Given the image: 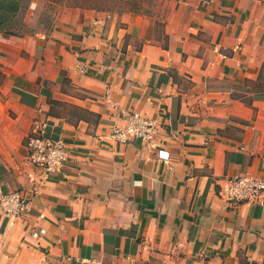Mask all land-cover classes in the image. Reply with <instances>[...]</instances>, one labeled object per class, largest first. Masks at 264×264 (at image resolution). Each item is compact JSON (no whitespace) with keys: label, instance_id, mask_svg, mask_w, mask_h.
Segmentation results:
<instances>
[{"label":"crops","instance_id":"obj_1","mask_svg":"<svg viewBox=\"0 0 264 264\" xmlns=\"http://www.w3.org/2000/svg\"><path fill=\"white\" fill-rule=\"evenodd\" d=\"M167 1L162 36L136 14L0 34V193L29 202L0 264H264V207L225 198L264 177V0ZM132 110L150 143L113 140ZM42 130L73 148L48 178L26 160Z\"/></svg>","mask_w":264,"mask_h":264},{"label":"built area","instance_id":"obj_2","mask_svg":"<svg viewBox=\"0 0 264 264\" xmlns=\"http://www.w3.org/2000/svg\"><path fill=\"white\" fill-rule=\"evenodd\" d=\"M155 132L156 127L152 120L132 110L126 114V124L114 128L112 138L121 144L135 139L150 143L155 138ZM25 146L28 164L40 170L45 178L64 168L73 149L65 138L48 136L43 130L34 131L27 138ZM159 156L168 157L163 151H160ZM227 180L225 198L228 202L264 207V177L243 173L233 175ZM28 210V198L21 188L0 193V222L21 216Z\"/></svg>","mask_w":264,"mask_h":264},{"label":"rangeland","instance_id":"obj_3","mask_svg":"<svg viewBox=\"0 0 264 264\" xmlns=\"http://www.w3.org/2000/svg\"><path fill=\"white\" fill-rule=\"evenodd\" d=\"M173 10L167 0H22L13 36L46 37L61 23L70 26L78 16L81 22L84 14L103 19L123 14L146 15L156 21L162 36L165 27L181 22L182 16Z\"/></svg>","mask_w":264,"mask_h":264},{"label":"trees","instance_id":"obj_4","mask_svg":"<svg viewBox=\"0 0 264 264\" xmlns=\"http://www.w3.org/2000/svg\"><path fill=\"white\" fill-rule=\"evenodd\" d=\"M22 0H0V32L13 35L17 25L16 16Z\"/></svg>","mask_w":264,"mask_h":264}]
</instances>
